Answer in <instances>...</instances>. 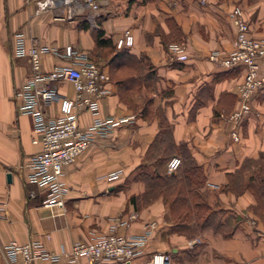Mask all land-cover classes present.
Masks as SVG:
<instances>
[{"label":"crops","instance_id":"0c3cea01","mask_svg":"<svg viewBox=\"0 0 264 264\" xmlns=\"http://www.w3.org/2000/svg\"><path fill=\"white\" fill-rule=\"evenodd\" d=\"M38 1L0 0V264H8L2 253L8 240L37 238L47 249L58 252L73 240H88L106 232L111 216L129 211H135L136 217L117 225L116 233H137L148 220L155 222V228L140 251L121 264H144L151 251L167 252L171 264H264V214L253 209L251 192L228 187V173L249 160V168L242 173L245 178L264 158V88L252 103L254 113L240 122L238 140H230L228 124L218 113L234 106L241 69L222 68L205 57L210 50L224 54L231 48L234 26L228 12L234 4L241 8L248 34L264 38V0H99L96 15L102 37L114 44L128 28L131 44L122 47L142 64L137 75L131 74L134 83L124 91L133 104H139L144 95L150 101L148 111L140 114L139 108L133 109L119 97L113 76L105 83L107 93L97 99L96 113L77 112L80 128L95 115L128 118L105 134L92 133L87 145L62 166L59 180L65 192L58 205H42L44 188L25 180V162L38 150V143L31 142L30 116L18 112L11 97L30 70L23 56L11 53L14 34L19 32L24 42L33 40L47 48L70 43L105 70L107 64L93 51L94 18L90 24L84 6L66 16L65 6L37 9ZM57 15L63 18L55 19ZM168 41L184 44L185 60L169 57L165 49ZM67 62L49 50L41 54L42 70ZM144 63L151 65L148 74ZM258 64L264 72V58ZM52 83L60 92L72 94L68 81ZM156 107L170 127L173 144H182L200 166V189L210 202L216 200L225 209L224 215H230L233 227L229 234L205 227L188 236L171 229L167 208L159 197L145 202L131 198L144 188L133 177V169L153 152ZM45 112L55 114L56 104L48 105ZM114 170H119L116 178H106ZM31 264L64 262L35 259Z\"/></svg>","mask_w":264,"mask_h":264},{"label":"built area","instance_id":"2783aa9c","mask_svg":"<svg viewBox=\"0 0 264 264\" xmlns=\"http://www.w3.org/2000/svg\"><path fill=\"white\" fill-rule=\"evenodd\" d=\"M203 1V0H199ZM57 5L66 7V16L72 9L84 6L90 24L98 12L99 0H39L36 8H52ZM234 26L231 48L224 54L216 50L206 53V59L216 66L239 67L241 77L235 84V104L226 113H218L219 118L228 124L227 136L236 141L239 137V124L242 119L254 113L252 103L257 93L264 88V72L259 70L258 60L264 58V38H254L248 34V25L241 14L239 5L234 4L228 12ZM62 19L63 16H54ZM131 34L124 28L114 39L115 47L129 46ZM165 49L170 58L183 61L187 57L185 46L179 41H169ZM51 51L68 60L66 64L41 69V54ZM14 56H23L29 65V74L12 92L15 108L26 113L31 119V142L38 143V150L31 154L25 166L28 169L25 180L44 188L42 205L61 204L65 188L59 180L61 168L70 162L73 156L82 150L90 140L92 133L105 134L117 122L128 117L109 115L94 116L83 128L77 125V112L88 110L95 114L97 99L107 93L105 83L109 76L105 69L93 61L86 51L65 43L60 47L47 48L31 40L23 41L19 32L14 34L11 46ZM66 80L72 88V94L66 95L52 83ZM56 104V113L48 115L45 108ZM179 165V158L170 156L163 170L170 173ZM119 170L106 174L114 179ZM206 185L214 187L206 182ZM136 217L135 211L123 215H113L109 219L108 229L104 233L93 235L88 240H73L68 248L58 252L47 249L37 238H27L22 242L8 240L2 246V253L8 264H31L35 259L56 263L63 259L64 264H121L136 255L155 228L153 220L146 221L141 230L133 234L116 233L117 225H125ZM83 258L77 262V258ZM144 264H171L169 254L164 251H151Z\"/></svg>","mask_w":264,"mask_h":264},{"label":"trees","instance_id":"16d2710c","mask_svg":"<svg viewBox=\"0 0 264 264\" xmlns=\"http://www.w3.org/2000/svg\"><path fill=\"white\" fill-rule=\"evenodd\" d=\"M93 51L104 57L109 77H115L119 97L129 101L133 108H139L140 114L148 111L150 98L144 95L139 104L130 101V94L125 92L126 86H131V74L137 75L140 65L135 56L124 47L115 49L108 38L102 37L99 27V17H94ZM169 42V41H168ZM167 43V42H166ZM165 43V45H166ZM146 73L151 65L144 63ZM157 121V132L150 148L153 152L135 165L133 177L143 183V190L132 199L143 202L159 197L168 211L171 229L184 234L195 233L205 227L220 230L223 235L230 233L233 224L229 214L224 215L225 209L216 200L210 202L205 191L200 189L203 181L200 166L192 159L182 144L175 145L170 136V127L165 121L162 110L156 107L153 111ZM172 154L179 156V165L170 173H164L161 164ZM256 161H252L254 164ZM258 167L253 172L242 177L245 169L249 168V160L243 161L241 168L228 173V187L232 190L247 189L255 198L253 209L264 214V158L258 160ZM247 168V169H248Z\"/></svg>","mask_w":264,"mask_h":264},{"label":"rangeland","instance_id":"374dc122","mask_svg":"<svg viewBox=\"0 0 264 264\" xmlns=\"http://www.w3.org/2000/svg\"><path fill=\"white\" fill-rule=\"evenodd\" d=\"M25 58V57H24ZM26 59V58H25ZM164 171V170H163ZM164 173H166L165 171H164ZM167 174V173H166ZM200 230H197L195 233H190V234H188V236H191V235H195L196 233H198ZM187 235V234H186Z\"/></svg>","mask_w":264,"mask_h":264}]
</instances>
